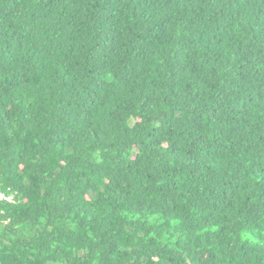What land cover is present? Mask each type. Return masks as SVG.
Listing matches in <instances>:
<instances>
[{"label":"trees","instance_id":"obj_1","mask_svg":"<svg viewBox=\"0 0 264 264\" xmlns=\"http://www.w3.org/2000/svg\"><path fill=\"white\" fill-rule=\"evenodd\" d=\"M0 264H264V0H0Z\"/></svg>","mask_w":264,"mask_h":264},{"label":"built area","instance_id":"obj_2","mask_svg":"<svg viewBox=\"0 0 264 264\" xmlns=\"http://www.w3.org/2000/svg\"><path fill=\"white\" fill-rule=\"evenodd\" d=\"M5 200L13 202L12 198H9L6 195L4 196V195L0 194V202H5Z\"/></svg>","mask_w":264,"mask_h":264}]
</instances>
